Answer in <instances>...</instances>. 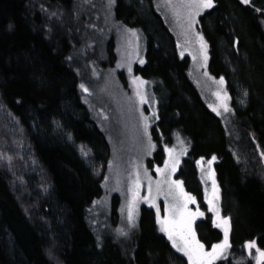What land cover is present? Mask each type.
Returning <instances> with one entry per match:
<instances>
[{"label":"trees","instance_id":"1","mask_svg":"<svg viewBox=\"0 0 264 264\" xmlns=\"http://www.w3.org/2000/svg\"><path fill=\"white\" fill-rule=\"evenodd\" d=\"M153 2L117 0L104 8L101 0H0V264H188L144 205L119 238L100 237L88 219L111 156L93 115V105L101 113L102 104L93 98L94 74L112 67L121 27L137 31L144 46L143 63L129 69L156 99L151 134L186 141L176 177L197 200L196 162L216 158L233 247L230 260L218 264H254L242 253L247 242L264 251V0H213L210 9L192 11L193 24L181 32L193 33L180 41ZM105 16L113 29L105 30ZM221 97L228 111L219 110ZM193 229L206 243L222 237L208 215Z\"/></svg>","mask_w":264,"mask_h":264},{"label":"rangeland","instance_id":"2","mask_svg":"<svg viewBox=\"0 0 264 264\" xmlns=\"http://www.w3.org/2000/svg\"><path fill=\"white\" fill-rule=\"evenodd\" d=\"M241 1L243 2V0ZM190 2L191 0H154L153 2L156 10L177 34L179 41L193 33L191 30L185 34L181 32L184 27L189 25V22L193 24L192 11L198 10L202 13L210 9L188 7L187 5ZM116 3L117 0H101V7L105 5L106 8L111 7L112 4L115 5ZM101 15L104 16V13H101ZM103 20L105 30H110V27L113 29V25L107 16ZM139 36L140 34L137 31L124 27L119 28L117 34L115 33L113 37L114 41L117 40V50H115V44L113 45V54L116 60L114 58L113 60L111 59L112 67H105L106 65L103 64L100 70L103 72L101 75L96 72L94 74L95 77L99 76V81L98 87H95V95L93 98L95 102L102 104L99 105L101 113L93 105L96 116L94 113L93 115L99 123V126L102 129L104 128L105 131H103L107 133L111 141V156L108 160L105 176L102 181L103 193L89 211L88 219L100 237L108 233L114 238H119L123 233L122 231L130 230V224H133L134 218L137 217L140 208L144 205L153 210L157 232L163 235L173 250L182 255L189 264L188 257L182 252L177 251L172 246V242L168 239L167 234L160 230L156 207L152 205L154 199L155 205L160 209L161 219L169 215L166 209L169 205L176 203L173 197L178 195V189L175 188V185H171V182H182L176 175L182 160L188 154L189 146L177 133L173 134L170 143L168 141L166 142L163 137H160L162 135L158 136L155 140L151 134L152 128H155L158 122L156 99L154 95H151L152 90L149 82L140 75H133L129 71V64L134 60H136L137 64H142L141 61H144V46H141L138 39ZM194 37L204 46V42L201 41V35L198 32L195 31ZM104 39L105 37L103 35L98 38L100 60L104 57L102 50V42ZM180 49H184V46ZM122 74V79L116 78L117 75ZM212 85L215 93L220 96V85L217 83H212ZM225 104V99L221 97L217 102L219 110ZM222 117L225 120L226 118L228 119L224 114ZM169 149L172 150L171 153H169ZM78 150L84 156L88 155V151L84 146H79ZM159 150H161V154L156 156L155 153ZM212 158H200L196 162L198 178L203 189V198L202 201L195 198L196 203H190L188 207L192 211H195L199 207L204 215L202 217L197 216L196 219L205 220L208 215L211 223L216 227V223L223 219L228 220V218L223 215L221 210L220 190L216 181L215 184L218 188L219 198L214 203L219 209V218L215 212L209 211L208 199L212 198L213 179L215 180L213 172L215 160L213 161ZM209 161H212V163L209 164ZM173 166L175 167V171H173ZM157 169H162L163 171L157 172ZM137 180L139 181L138 189L135 183ZM15 181L17 182V179ZM170 185L173 193L171 196L167 195ZM182 185L184 192L188 193L185 185L183 183ZM158 186L160 189L159 193L157 192ZM149 187L151 188V193H149ZM137 190L139 195L133 209L134 218L130 221L128 219V211L133 204V193ZM144 197H148V200L146 201ZM216 228L222 232L221 239L216 242L210 240L206 243L205 241L198 240L195 236L205 246V251H211L214 245L221 244L224 240L223 227ZM248 243L250 242L245 244L242 253L250 257L254 264H258L259 257L256 249L259 248L256 246V248L249 250L247 247ZM229 244L230 247L225 250L223 257L215 260L213 264L220 262L227 263L230 260L233 256L230 237ZM260 264H264V260H261Z\"/></svg>","mask_w":264,"mask_h":264},{"label":"snow or ice","instance_id":"3","mask_svg":"<svg viewBox=\"0 0 264 264\" xmlns=\"http://www.w3.org/2000/svg\"><path fill=\"white\" fill-rule=\"evenodd\" d=\"M243 2L248 3L249 0H243ZM187 6L195 7L197 9L211 8L213 6V0H191V2ZM201 41H203L202 37ZM141 63H143V61H141ZM129 71H131V69H129ZM218 83L223 84V79L218 81ZM81 87L83 88V85H81ZM84 91H87V89H84ZM224 110H229L226 105H224ZM213 111H216V109L214 108ZM171 151L172 150L169 149V153H171ZM215 159V157L212 158L213 161ZM208 163L211 164L212 161H209ZM162 171V169H157V172ZM173 171H175L174 166ZM135 183L138 189L139 181L137 180ZM171 185H175V188L178 189V195L173 197V199L176 200V203L169 205L166 209V211L169 212V215L161 219L160 209L155 205L154 199L152 201V205L156 207L160 230L167 234L168 239L172 242V246L176 248L177 251L182 252L188 257L189 264H213L215 260L222 258L225 250L230 247L228 227L229 221L227 219H223L220 222L216 223V227H223L224 229V240L221 244L214 245L211 251H205V246L196 239L195 231L193 229V224L197 216L202 217L204 213L200 211L199 207H197L195 211H192L188 207L190 203L195 204L196 199L195 197L184 192L182 182L172 181ZM171 185L169 188V192L167 193V195L170 196L173 194ZM157 192H160L159 186L157 187ZM149 193H151L150 187ZM138 195V190L134 191L133 204L132 206H130L128 211V219L130 221H132L134 218L133 209L135 207V201L138 198ZM218 198V188L215 184V180L213 179V195L212 198L208 199L209 211L215 212L217 217L219 218V209L214 203V201L218 200ZM144 199L147 201L148 197H144ZM247 247L249 250L256 248L255 242L248 243ZM256 252L258 253L259 257L258 264H260V261L264 260V251L256 249Z\"/></svg>","mask_w":264,"mask_h":264},{"label":"flooded vegetation","instance_id":"4","mask_svg":"<svg viewBox=\"0 0 264 264\" xmlns=\"http://www.w3.org/2000/svg\"><path fill=\"white\" fill-rule=\"evenodd\" d=\"M197 221V220H196Z\"/></svg>","mask_w":264,"mask_h":264}]
</instances>
